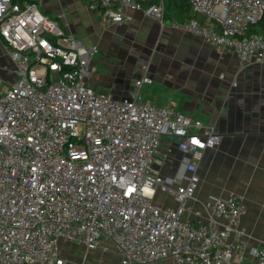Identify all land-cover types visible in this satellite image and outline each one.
<instances>
[{
	"label": "built area",
	"instance_id": "obj_1",
	"mask_svg": "<svg viewBox=\"0 0 264 264\" xmlns=\"http://www.w3.org/2000/svg\"><path fill=\"white\" fill-rule=\"evenodd\" d=\"M152 1V0H145ZM197 16L171 27L243 64L264 63V0H187ZM112 26L144 11L164 24L165 0L90 3ZM0 264H66L61 241L108 249L119 264H264L250 246L243 195H197L202 152L217 146L216 126L174 103L141 98L149 66L122 98L90 84L98 43L85 44L33 0H0ZM4 89V90H3ZM164 135L190 155L185 181L163 176ZM159 191L176 205L155 200Z\"/></svg>",
	"mask_w": 264,
	"mask_h": 264
},
{
	"label": "crops",
	"instance_id": "obj_2",
	"mask_svg": "<svg viewBox=\"0 0 264 264\" xmlns=\"http://www.w3.org/2000/svg\"><path fill=\"white\" fill-rule=\"evenodd\" d=\"M33 1L85 44L98 43L90 75V84L97 92L114 98L126 96L144 72L143 66L148 65L152 79L143 84L142 99L160 106L170 101L182 113L216 126L221 141L202 152L197 195L201 202L211 195H243L249 210L242 222L249 231L250 246H264V63L243 64L234 51L219 52L202 39L172 28L173 19L184 20L175 7L170 9L171 20L164 24L147 12L136 11L131 23L110 26L90 8L97 0ZM193 12L204 20L202 14ZM134 33L144 38L135 42L129 36L122 37ZM109 46L115 57H127L134 64L124 66L122 60L112 63L114 59L105 54ZM141 60L145 62L140 64ZM4 61L0 38V63ZM159 156L166 159L160 168L163 176L185 181L191 156L179 150L177 138L164 135ZM155 198L176 205L164 192L159 191ZM106 243L107 250L87 251L84 244L62 240L61 248L66 264H119L121 258L113 242ZM158 264L177 263L166 259Z\"/></svg>",
	"mask_w": 264,
	"mask_h": 264
},
{
	"label": "trees",
	"instance_id": "obj_3",
	"mask_svg": "<svg viewBox=\"0 0 264 264\" xmlns=\"http://www.w3.org/2000/svg\"><path fill=\"white\" fill-rule=\"evenodd\" d=\"M158 3V0L152 1H145L143 0V7L150 8L151 6ZM175 7V11L179 14V17L182 19H189L193 16V7L187 0H169L167 1V8L165 12L164 21H170L171 15L170 9ZM254 30L257 32L263 33L264 32V18L258 22L257 25L253 27Z\"/></svg>",
	"mask_w": 264,
	"mask_h": 264
},
{
	"label": "rangeland",
	"instance_id": "obj_4",
	"mask_svg": "<svg viewBox=\"0 0 264 264\" xmlns=\"http://www.w3.org/2000/svg\"><path fill=\"white\" fill-rule=\"evenodd\" d=\"M112 33V32H111ZM129 36V37H128ZM122 37H124L125 39L128 37V39H130V40H135V42H138V41H140V40H142L144 37H142V36H140L139 35V33H134V34H129V35H123L122 34ZM114 39H115V37H114ZM126 41V40H125ZM126 42H128V41H126ZM106 49V48H105ZM112 49H113V47L112 46H109V47H107V49L105 50V54L106 55H110L111 57V60H113L114 59V62H112V63H114V64H116L117 62H119V60H122L123 61V63H124V66L126 65V63L128 64H134V61H132V60H128L127 59V57L126 58H124V59H122V58H117V57H115V55L112 53ZM107 52H109V53H107ZM100 55V54H99ZM169 56H170V54H169ZM163 60H164V58H163ZM138 62H140V64H142V63H144L145 61L144 60H141V61H138ZM102 67V66H101ZM107 71V70H106ZM121 77H123V78H126L127 79V75L124 73H121ZM125 83H127L128 81L126 80V81H124ZM4 90V89H3ZM168 103H172V102H170V101H168Z\"/></svg>",
	"mask_w": 264,
	"mask_h": 264
},
{
	"label": "bare ground",
	"instance_id": "obj_5",
	"mask_svg": "<svg viewBox=\"0 0 264 264\" xmlns=\"http://www.w3.org/2000/svg\"><path fill=\"white\" fill-rule=\"evenodd\" d=\"M148 9V8H147ZM164 23H165V21H164Z\"/></svg>",
	"mask_w": 264,
	"mask_h": 264
}]
</instances>
